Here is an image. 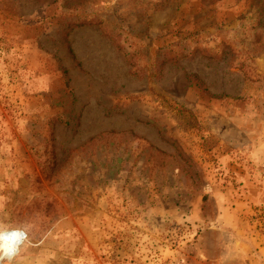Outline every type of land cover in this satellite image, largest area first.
<instances>
[{"label": "rangeland", "instance_id": "obj_1", "mask_svg": "<svg viewBox=\"0 0 264 264\" xmlns=\"http://www.w3.org/2000/svg\"><path fill=\"white\" fill-rule=\"evenodd\" d=\"M263 215L264 0H0L13 264H245Z\"/></svg>", "mask_w": 264, "mask_h": 264}, {"label": "clouds", "instance_id": "obj_2", "mask_svg": "<svg viewBox=\"0 0 264 264\" xmlns=\"http://www.w3.org/2000/svg\"><path fill=\"white\" fill-rule=\"evenodd\" d=\"M29 228L0 224V264H13L21 248L29 243Z\"/></svg>", "mask_w": 264, "mask_h": 264}, {"label": "crops", "instance_id": "obj_3", "mask_svg": "<svg viewBox=\"0 0 264 264\" xmlns=\"http://www.w3.org/2000/svg\"><path fill=\"white\" fill-rule=\"evenodd\" d=\"M236 208H232L231 206L225 207V205H223V215H222L223 221H226L228 219V217L225 216L233 217L235 215L234 213H236L235 212ZM235 251L237 253H242V254H244L245 252L244 249L241 248V246L240 247L237 246ZM240 257L246 259V256L244 257V255L243 256L241 255ZM247 259H249V263H245V264H264V246L258 247L257 251L252 250L250 257Z\"/></svg>", "mask_w": 264, "mask_h": 264}, {"label": "built area", "instance_id": "obj_4", "mask_svg": "<svg viewBox=\"0 0 264 264\" xmlns=\"http://www.w3.org/2000/svg\"><path fill=\"white\" fill-rule=\"evenodd\" d=\"M263 217H264V215H263Z\"/></svg>", "mask_w": 264, "mask_h": 264}]
</instances>
